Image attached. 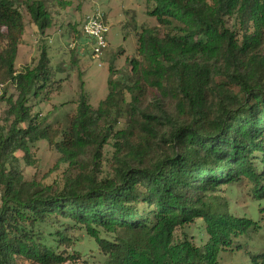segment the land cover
Wrapping results in <instances>:
<instances>
[{"label": "trees", "instance_id": "16d2710c", "mask_svg": "<svg viewBox=\"0 0 264 264\" xmlns=\"http://www.w3.org/2000/svg\"><path fill=\"white\" fill-rule=\"evenodd\" d=\"M148 2L165 32L137 35L128 79L110 80L97 109L82 93L76 115L51 119L31 101L61 90L62 67L43 50L16 69L22 8L44 32L53 24L46 0H0V264L78 261L77 232L96 244L101 264H220L236 239L261 228L235 213L228 194L247 183L264 199V0ZM147 88L160 97L144 109ZM111 140L113 172L100 179L87 165ZM42 141L80 174L61 186L27 181L18 154L32 166ZM197 220L208 240H179L177 230ZM251 264H264V249Z\"/></svg>", "mask_w": 264, "mask_h": 264}, {"label": "rangeland", "instance_id": "374dc122", "mask_svg": "<svg viewBox=\"0 0 264 264\" xmlns=\"http://www.w3.org/2000/svg\"><path fill=\"white\" fill-rule=\"evenodd\" d=\"M96 5L100 7L110 26L109 48L100 58L93 57L92 46L82 49L85 40L81 35L83 20L93 12ZM46 7L52 15L53 24L44 32L39 31L25 7L22 8L26 28L16 59V69L20 72L27 65L36 64L43 50H47L53 68L62 67L63 71L58 75L62 78L61 90L50 92L41 104L38 99L31 101L34 114L40 112L51 119L63 118L66 114L76 115L77 101L82 93L87 95L90 105L97 109L108 97L110 80L126 81L131 75L130 62L139 59L137 35L142 29L154 28L165 32L157 19L149 15L154 5L148 0H46ZM74 59L76 64L73 63ZM17 94L15 87L8 86L7 98L12 96L16 99ZM159 97L156 89L147 88L144 95L140 96V104L144 109L152 108ZM6 109L7 105L0 102V117L4 116ZM126 121L121 119L118 129L126 128ZM99 133L101 135L103 132ZM112 142L111 140L103 148L96 166L87 165L88 169L99 170L100 179L111 176L113 172ZM18 157L22 159V169L27 181L61 186L66 176L74 178L80 174L78 168L59 163V154L45 141L39 142L32 150V166L26 165L22 153ZM252 189L251 185L243 183L233 188L228 197L235 213L257 221L261 228L236 239L233 242L235 253H223L220 264H251L252 257L259 255L264 249V199L254 198ZM204 227L203 221L197 220L189 227L178 229L177 238H187L195 245H202L208 240ZM198 232L203 236H197ZM75 235L81 238L76 245L81 253L80 259L66 264H101L96 244L81 232Z\"/></svg>", "mask_w": 264, "mask_h": 264}, {"label": "built area", "instance_id": "2783aa9c", "mask_svg": "<svg viewBox=\"0 0 264 264\" xmlns=\"http://www.w3.org/2000/svg\"><path fill=\"white\" fill-rule=\"evenodd\" d=\"M110 26L105 20V15L97 5L93 7V12L87 14L83 20L81 33L87 41L86 47L92 46L93 57H102L109 48L108 34ZM0 88V96L2 95Z\"/></svg>", "mask_w": 264, "mask_h": 264}, {"label": "crops", "instance_id": "0c3cea01", "mask_svg": "<svg viewBox=\"0 0 264 264\" xmlns=\"http://www.w3.org/2000/svg\"><path fill=\"white\" fill-rule=\"evenodd\" d=\"M86 44H87V41L84 40V44L82 45V49L85 47Z\"/></svg>", "mask_w": 264, "mask_h": 264}]
</instances>
